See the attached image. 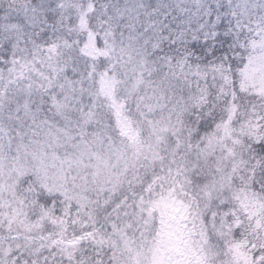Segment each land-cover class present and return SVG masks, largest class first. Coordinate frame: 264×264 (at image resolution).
Here are the masks:
<instances>
[{
    "label": "snow or ice",
    "instance_id": "obj_1",
    "mask_svg": "<svg viewBox=\"0 0 264 264\" xmlns=\"http://www.w3.org/2000/svg\"><path fill=\"white\" fill-rule=\"evenodd\" d=\"M0 264H264V0H0Z\"/></svg>",
    "mask_w": 264,
    "mask_h": 264
}]
</instances>
